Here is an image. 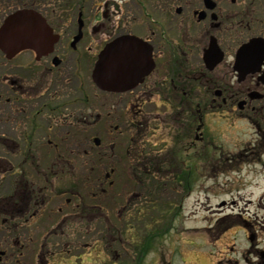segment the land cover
Returning a JSON list of instances; mask_svg holds the SVG:
<instances>
[{
	"label": "flooded vegetation",
	"instance_id": "1",
	"mask_svg": "<svg viewBox=\"0 0 264 264\" xmlns=\"http://www.w3.org/2000/svg\"><path fill=\"white\" fill-rule=\"evenodd\" d=\"M4 1L11 2V6L0 7V24L12 9L19 7L14 0ZM172 1L177 2L176 7H178V9L175 7L173 14L171 7L167 5L150 8L149 15L155 16L156 22L152 24L150 18L154 21L155 19L147 16L149 22L145 34L140 32L143 26H137L132 0L126 9L117 5L119 11L106 2L103 7L101 27H91V30L100 28L103 32L113 31L112 34L108 33L110 35L108 40L123 34H135L141 37L145 43V49L142 52L146 55L147 60L134 66L137 74L134 76L137 78L135 82L126 81L119 86L103 83L98 87H92L95 89L94 95H92V91L90 92L91 100L96 96L98 100L103 96L113 98L111 107L113 111L117 112V121L122 126L132 125L135 131L145 128L149 134L146 148L144 147L143 151H139L140 147L136 142L134 147L137 150L133 153L130 151L131 149L123 148L121 151L114 145V149L117 148L114 152L115 158L119 160L122 158L121 154H128L127 159L130 160V165L134 170L137 169L139 173L142 172L144 176H147L151 184L155 180L158 182L156 176L166 180L165 177L168 176L178 179L184 175H197L201 170L199 160L207 161L205 164L208 166L212 165L216 154L201 152V150H205L207 147L214 150L217 148V144L213 141L215 130L213 133L209 132L210 141L207 147L203 148L205 146L202 145L205 118L208 114H214L221 109V111L230 113H232L231 110H236L233 113L234 117L246 120L252 128L254 136H251L246 142L241 141L249 144L248 146L238 143L234 145L233 143V147L231 146L226 151L221 150L219 159L236 160L233 165H236L234 169L237 170L240 168L244 171H254V166L257 163L262 167L264 165V82L262 80L264 78V59L256 72H248L239 80L238 73L233 68V59L237 46L244 41L240 40L233 52L229 46L232 42L231 33L233 31L238 29L243 34L250 27L233 19L232 9L222 7L221 0H212L213 8L204 7L203 0H191L194 6L197 5L191 9L185 7L189 5L190 0ZM49 3L52 2L47 3V0H44L42 5L38 3V6L44 11L45 18L54 31L62 24L59 23V15L49 12ZM71 3L68 1L65 8L67 9ZM86 6L87 0H76L70 11L73 15L70 19V37L77 31L78 16L81 15L82 36L78 43L85 36L86 22L82 13ZM111 9L114 13L111 12ZM158 9L160 10L158 11ZM189 10H192L191 16L184 17L183 11L189 12ZM112 17L117 20L110 28L108 23ZM57 31L60 29L54 31L58 33L59 37L51 52L39 57H36L35 53L29 49L20 50L10 57L0 50V213L4 214L0 216V237L3 238V242L0 243V262H7V264L12 260L13 254L23 251L24 239L33 238L32 235L23 233L24 219H35L41 214L40 212H45L46 204L53 196V193L45 190L40 192L42 189L34 186V181L29 188L24 184L26 173L24 164L26 158H35L36 145L46 143L48 148L55 150L58 144L64 140L55 127V122L59 121L58 118L51 117L50 114L63 109L69 110L68 112L78 109L72 112L84 113L92 107L96 109L101 105L99 102V106L92 102L84 103L87 98V75L84 71L87 55L85 53H83L84 56L82 54L80 56L66 55L68 52L76 53L77 44L75 48L67 49L61 42L60 33ZM259 34L264 37L263 30ZM211 37L214 38L222 57L212 67H208L203 59V51ZM202 38H207V41L204 43L201 41ZM106 41L104 39L103 44L91 57L92 65ZM69 42L70 39L68 44ZM86 52L88 51L86 50ZM29 53L31 60L27 62L23 57ZM53 56H58L59 61L55 62ZM253 91H256L259 96H251L254 95ZM47 112L50 114L45 115ZM127 112L132 116V121L130 115L127 117ZM84 116L86 117V114ZM224 118L227 119V117ZM227 122L229 127L232 121ZM119 127L121 126H115L114 129ZM51 133L54 134L57 142H55V137L54 139L50 137ZM87 138L85 137V143ZM135 140L137 139L134 137L128 139L132 143ZM237 145L240 146L232 151V148ZM99 146L100 143L97 147ZM105 146L107 147V145ZM82 149L87 152L85 147ZM228 150L231 151L227 152ZM206 154L207 156L204 158L201 157ZM69 160L70 158L62 156L59 152L54 153V156L50 154L47 167H43L41 172L37 169L36 172L29 170L28 173L31 176L42 173L47 177H51L53 174H68V172L71 174L74 168L71 167ZM238 161L244 163L240 165ZM209 169L213 168L209 167ZM150 178L154 180L151 181ZM11 180L14 181L10 184ZM7 186H9L8 190ZM37 194H40L38 201L40 207L26 215L30 209V201L35 199ZM70 194V198H65V202L69 203L71 197H74L73 207L79 206L80 212L84 216L86 212L98 214L101 211V205L88 204L86 191ZM259 201L264 204V194ZM88 205L89 207H87ZM220 205H225V202ZM95 208L96 210H94ZM58 211H61V207ZM241 221L243 224L240 230L250 224L247 219ZM236 225H232L229 229ZM129 228L131 227L123 226L114 234L123 236ZM246 231V233L242 231L245 244L239 254L241 264H264V243L258 241L254 230L246 229ZM225 232L226 230L223 233ZM22 236L24 237L22 238ZM213 240V245L217 244L220 235ZM95 242H98V238L95 239ZM139 242L144 250L149 244L146 240L142 242L139 240ZM62 243L68 247L57 250L60 252L61 260L73 255L79 258L81 254L85 253V251H71L69 237L64 239L57 237L52 241V247L59 248ZM200 244L201 241L198 245ZM56 245L59 246L55 247ZM84 245L88 246L89 243ZM224 246L227 254L232 255L234 247L225 243ZM44 250L42 247L36 248V256L39 257L44 253ZM101 250L103 249L101 248ZM113 254L116 255L115 252ZM178 258L184 261L181 255ZM54 260L56 259L51 258L50 262ZM163 260L166 264L172 262L171 257L168 260L163 257ZM222 262L235 264L227 256L219 258L213 264H222Z\"/></svg>",
	"mask_w": 264,
	"mask_h": 264
},
{
	"label": "rangeland",
	"instance_id": "2",
	"mask_svg": "<svg viewBox=\"0 0 264 264\" xmlns=\"http://www.w3.org/2000/svg\"><path fill=\"white\" fill-rule=\"evenodd\" d=\"M40 1L44 2V0ZM47 1L52 2L49 3V9L53 10L55 15L60 16L59 23L62 25L56 29H60L57 32L60 33L61 42L69 49L68 40L71 36L70 19L71 16L73 17L70 11L72 10L73 2L76 0ZM68 1L72 3L66 9ZM106 2H109L115 10H118L117 5L126 9L130 0H89L82 13V17L86 22L85 36L77 44L76 53H66V55L71 56H80L83 53L87 55L84 71H86L87 75V90L92 91V95L95 94V89L90 86V79L88 78L91 57L103 44L104 39L108 40L109 34L113 32H103L100 28L91 30L92 26L101 27L102 12ZM132 2H134L132 6L135 5L137 26H143V29H140L142 34L147 33L146 29H148L147 24L149 22L147 16L155 19L154 21L150 18L151 23L154 24L156 22L155 16L148 15L151 11L150 8L167 5L171 7L173 14L177 6V2H171V0H168V2L166 0H150L147 7H140L138 0H133ZM221 2L222 7L225 6L232 9L234 13L233 19H237L238 22H243L244 20L248 24L256 25L254 21H249L243 14L241 7L244 3L242 0H236L234 4H230V0H221ZM10 3L0 0V7H10ZM196 6L190 0L189 5L185 7L191 9ZM191 13L192 10H189V12L183 11V15L186 18L191 16ZM115 20L117 18H111L108 23L110 28L111 25H114ZM246 32L242 34L237 29L231 33L232 42L229 46L232 52L240 40L245 39L251 33H259V30L252 26ZM173 39L175 40L174 37ZM201 41L205 43L207 38H202ZM30 56V53L25 54L23 59L28 62L31 60ZM98 102L101 104L100 106ZM107 102L112 103V97L103 96L98 100L96 96L92 103L99 107L89 109L85 113L86 117L84 116V120H87L85 126L87 132L83 131V138L88 133L91 138L97 136L100 139L101 146L99 149H95L91 145V143L93 144L91 139V143H88L90 145L85 147L87 154H83L84 150L81 148L82 150L80 151L76 150L75 156L67 155V157H70L68 162H71V167H74L73 173L70 174L68 172L67 174L61 171L63 174H53L52 177H47V175L42 173L31 176L28 173L29 170L33 171L32 167H36V170L38 169L41 172L43 167L48 166L51 149L48 148L46 143L37 144L35 158L29 157L27 159L25 172L28 177L35 182L37 187H41L42 190L40 192L47 191V187L48 192L53 193V196L49 198L45 212H40L41 214L35 219H27L29 222L23 223V226L25 225L23 228L24 235H32L33 239L29 241H27L29 238L25 239L23 251L13 254L12 260L8 261L9 264H37V259L34 257L36 255L35 247H52V241L58 237L59 225L63 223L66 224L70 250L74 252L85 251V253L81 254L79 258L73 255L49 263L45 261L44 264H166L163 257H166V260L171 257V264H213L223 256L230 257L235 264H241L239 254L245 244L243 232L246 233V229L254 230L258 241L264 243V204L259 201L264 194V165L260 167L257 163L258 165L254 166V171H244V169L240 168L238 170L234 169L236 165L233 164H235L236 160L219 159L221 150L226 151L231 148L233 143L234 145L238 143L248 146L249 144L243 142L254 136L253 130L246 120L234 117L233 113L236 110H231L232 113H230L220 109L219 112L208 114L205 118L204 138L202 141V145L205 146L201 147H207L210 141L209 137L211 138L209 132L213 133L215 130L213 141L217 144V148L214 150L207 147L205 150L202 149L201 152L216 153L212 165L208 166L205 164L207 161L201 159L199 160L201 170L197 175H184L178 179L168 176L165 177L166 180L156 176L155 178L158 179V182L157 180L152 181L154 179L150 178L151 184L147 176H144L142 172L139 173L137 169L134 170L130 165V160L127 159L128 154H121L122 158L119 160H115L113 154L107 155L114 150H110L109 147L113 145H116L121 151L124 147L126 150L131 149L130 151L133 153V151L137 150L134 147L137 144L140 147L139 151H143L144 147L146 148L147 139H149V134H147L145 128L135 131L132 125L125 124L122 126L117 121V112L105 105ZM97 111L98 115L96 117ZM47 114L50 113L47 112L45 115ZM126 114L127 117L130 115L128 112ZM50 115L54 117L56 114ZM131 117L130 115L132 121ZM224 117H227V119ZM227 121H232L229 124L231 128L228 127ZM119 125L121 126L119 127L120 130H118L119 128L114 129L115 126ZM61 131L63 133L67 132L63 126H61ZM50 137L54 139L55 136L51 133ZM130 137H134L137 140L133 143L129 142L128 139ZM213 141L212 143H214ZM55 142H57L56 137ZM135 142L136 144H134ZM63 143L65 144L67 141H63ZM240 145L232 148V151ZM138 146L136 147L138 148ZM59 150V147L55 148L56 152ZM229 151L231 150L227 152ZM22 154L25 155V153ZM100 154L104 156L101 158ZM205 156L207 154L201 155L203 158ZM238 162L240 165L244 163ZM110 167L114 171L109 179L106 178L107 180H105L106 185L109 180L112 182V185L108 187L107 194L104 196L103 190L98 188L93 193L97 194L93 200L86 197L89 204L99 203L102 206V210L98 214L87 212L85 216L81 214L79 206L73 207L75 204L74 197H71L69 203L65 202V198H70V192L80 191L84 186H86L87 191L89 190V185H92L91 175L95 173V169H99L105 175L111 170ZM209 167L213 169H209ZM48 178L50 180H47ZM181 198L182 200H180ZM38 201L39 197L37 196L30 203L29 210H33L35 207L38 209L40 207L38 206ZM222 202H225V205L221 206L220 203ZM59 207H61V211H58ZM3 215V213H0V216ZM88 219L92 220L89 221ZM100 219L109 220L104 225ZM242 219H247L250 224L240 230L243 224ZM232 225L236 226L229 229ZM123 226L131 228L126 230L127 232L123 236L122 234L120 236L114 234L120 228L122 229ZM225 230L226 232L223 233ZM218 235H220V240L213 245V239ZM96 238H98V242H95ZM2 239L0 237V243L3 242ZM139 240L141 242L143 240L149 242L145 250ZM200 241L201 244L198 245ZM86 243H89L90 246H85L84 244ZM224 243L234 247L232 255L227 254ZM58 246L56 245L55 247ZM73 247L75 248L73 249ZM57 250H60V248H55L54 252H58ZM50 251L52 250L50 249ZM179 255L182 256L184 261L178 258ZM43 256L48 257V249L47 251L44 250ZM0 264H7V262L2 261ZM222 264L226 263L222 262Z\"/></svg>",
	"mask_w": 264,
	"mask_h": 264
},
{
	"label": "water",
	"instance_id": "3",
	"mask_svg": "<svg viewBox=\"0 0 264 264\" xmlns=\"http://www.w3.org/2000/svg\"><path fill=\"white\" fill-rule=\"evenodd\" d=\"M207 8H212L211 0H204ZM80 37V32L73 40ZM56 35H53L43 17L32 9H18L4 19L0 26V49L8 56L19 49L31 48L37 54L50 50ZM145 49L141 40L133 35H121L107 43L98 56L92 70V79L98 85L103 83L119 86L122 82L135 80L134 66L146 61ZM222 57L213 37L210 38L203 52V59L208 67ZM264 59V39L253 36L243 42L235 52L234 69L238 71V79L244 74L258 70ZM264 63V60H263ZM264 74V71H263ZM264 82V78L262 79ZM259 96L256 91L252 92ZM96 142L98 140L96 139Z\"/></svg>",
	"mask_w": 264,
	"mask_h": 264
},
{
	"label": "trees",
	"instance_id": "4",
	"mask_svg": "<svg viewBox=\"0 0 264 264\" xmlns=\"http://www.w3.org/2000/svg\"><path fill=\"white\" fill-rule=\"evenodd\" d=\"M14 2L17 4V6H20V7L38 8L39 7L38 3H40L41 1L40 0H14ZM243 2H244V5L241 7V9H243L244 7V10L242 11H243V14L246 15L245 17L249 21H254L256 23V26L260 28L259 30L260 31L263 30V33H264V0H243ZM73 145H75V143L70 142V146H73ZM24 184H25V187L29 188L31 183L30 181L25 180Z\"/></svg>",
	"mask_w": 264,
	"mask_h": 264
},
{
	"label": "bare ground",
	"instance_id": "5",
	"mask_svg": "<svg viewBox=\"0 0 264 264\" xmlns=\"http://www.w3.org/2000/svg\"><path fill=\"white\" fill-rule=\"evenodd\" d=\"M124 83H126V81H124Z\"/></svg>",
	"mask_w": 264,
	"mask_h": 264
}]
</instances>
